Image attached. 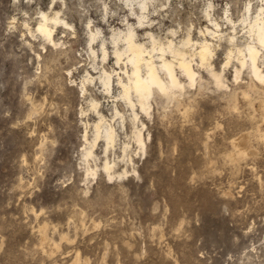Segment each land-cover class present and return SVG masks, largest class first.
Here are the masks:
<instances>
[{"label":"clouds","instance_id":"obj_1","mask_svg":"<svg viewBox=\"0 0 264 264\" xmlns=\"http://www.w3.org/2000/svg\"><path fill=\"white\" fill-rule=\"evenodd\" d=\"M0 264H264V0H0Z\"/></svg>","mask_w":264,"mask_h":264}]
</instances>
